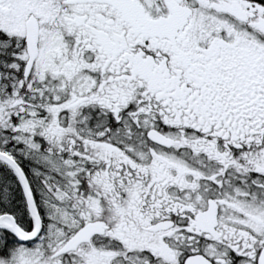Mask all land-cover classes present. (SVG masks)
<instances>
[{
    "label": "snow or ice",
    "instance_id": "1",
    "mask_svg": "<svg viewBox=\"0 0 264 264\" xmlns=\"http://www.w3.org/2000/svg\"><path fill=\"white\" fill-rule=\"evenodd\" d=\"M0 264H264V0H0Z\"/></svg>",
    "mask_w": 264,
    "mask_h": 264
}]
</instances>
